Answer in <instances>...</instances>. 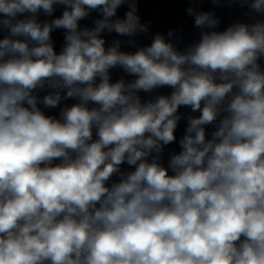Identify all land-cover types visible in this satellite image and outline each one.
I'll return each instance as SVG.
<instances>
[{"label":"clouds","instance_id":"clouds-1","mask_svg":"<svg viewBox=\"0 0 264 264\" xmlns=\"http://www.w3.org/2000/svg\"><path fill=\"white\" fill-rule=\"evenodd\" d=\"M140 2L0 0V264H264V0Z\"/></svg>","mask_w":264,"mask_h":264}]
</instances>
